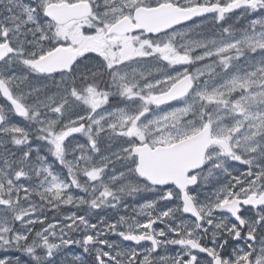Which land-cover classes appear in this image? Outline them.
Masks as SVG:
<instances>
[{"label": "snow or ice", "instance_id": "1", "mask_svg": "<svg viewBox=\"0 0 264 264\" xmlns=\"http://www.w3.org/2000/svg\"><path fill=\"white\" fill-rule=\"evenodd\" d=\"M0 264H264V0H0Z\"/></svg>", "mask_w": 264, "mask_h": 264}, {"label": "water", "instance_id": "2", "mask_svg": "<svg viewBox=\"0 0 264 264\" xmlns=\"http://www.w3.org/2000/svg\"><path fill=\"white\" fill-rule=\"evenodd\" d=\"M169 166H171V165H169Z\"/></svg>", "mask_w": 264, "mask_h": 264}]
</instances>
